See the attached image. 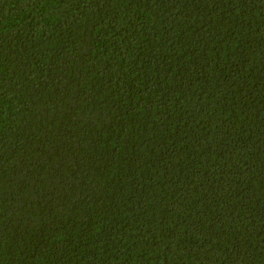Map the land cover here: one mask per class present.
<instances>
[{"label": "trees", "instance_id": "16d2710c", "mask_svg": "<svg viewBox=\"0 0 264 264\" xmlns=\"http://www.w3.org/2000/svg\"><path fill=\"white\" fill-rule=\"evenodd\" d=\"M0 264H264V0H0Z\"/></svg>", "mask_w": 264, "mask_h": 264}]
</instances>
